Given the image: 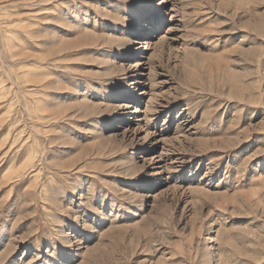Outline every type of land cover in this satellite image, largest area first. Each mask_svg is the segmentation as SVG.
Instances as JSON below:
<instances>
[{
	"label": "rangeland",
	"instance_id": "374dc122",
	"mask_svg": "<svg viewBox=\"0 0 264 264\" xmlns=\"http://www.w3.org/2000/svg\"><path fill=\"white\" fill-rule=\"evenodd\" d=\"M0 264H264V0H0Z\"/></svg>",
	"mask_w": 264,
	"mask_h": 264
},
{
	"label": "bare ground",
	"instance_id": "6f19581e",
	"mask_svg": "<svg viewBox=\"0 0 264 264\" xmlns=\"http://www.w3.org/2000/svg\"><path fill=\"white\" fill-rule=\"evenodd\" d=\"M135 33H136V31H135Z\"/></svg>",
	"mask_w": 264,
	"mask_h": 264
}]
</instances>
